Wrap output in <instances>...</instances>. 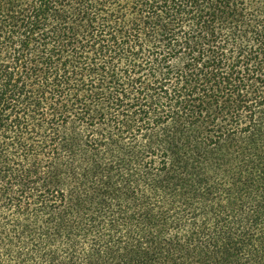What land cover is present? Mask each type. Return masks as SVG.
<instances>
[{"label": "trees", "instance_id": "obj_1", "mask_svg": "<svg viewBox=\"0 0 264 264\" xmlns=\"http://www.w3.org/2000/svg\"><path fill=\"white\" fill-rule=\"evenodd\" d=\"M0 264H264V0H0Z\"/></svg>", "mask_w": 264, "mask_h": 264}]
</instances>
